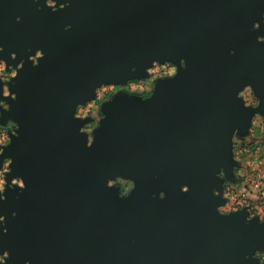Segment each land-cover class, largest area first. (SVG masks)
<instances>
[{
  "label": "water",
  "instance_id": "obj_1",
  "mask_svg": "<svg viewBox=\"0 0 264 264\" xmlns=\"http://www.w3.org/2000/svg\"><path fill=\"white\" fill-rule=\"evenodd\" d=\"M263 16L264 0H0L17 71L0 79V264H260L264 221L222 215L215 190L253 114L239 92L264 113ZM165 63L178 74L150 97L102 106L89 147L77 109Z\"/></svg>",
  "mask_w": 264,
  "mask_h": 264
},
{
  "label": "crops",
  "instance_id": "obj_2",
  "mask_svg": "<svg viewBox=\"0 0 264 264\" xmlns=\"http://www.w3.org/2000/svg\"><path fill=\"white\" fill-rule=\"evenodd\" d=\"M161 65H168V67L162 72L154 74V64L148 70V77L144 80L131 81L126 86H102L96 91V97L93 101L77 109L76 118L89 121L81 130V133H84L87 137L89 147L94 141L96 129L104 119L101 109L105 103L117 95L141 99L148 98L154 92L158 82L173 79L177 76L178 68L175 65L171 63ZM5 95L7 94L5 93ZM238 97L253 114L245 135L239 136L236 132L233 136L231 156L234 166L232 170L227 172V176H225L224 170L219 173V177L223 179V184L220 190H215V195L219 196L224 203L218 208V211L222 215L245 211L249 220L258 218L260 221H264V166L258 164V159L253 154H241L242 143H252L258 146L257 152L264 154V113L260 110L259 97L250 86L240 91ZM117 180L116 183L119 182L120 184L123 181V179ZM113 182L115 181L109 182L108 186L120 188L113 185ZM0 190H3V188ZM255 256L260 259L264 256V252L257 253ZM0 261H3L1 256Z\"/></svg>",
  "mask_w": 264,
  "mask_h": 264
},
{
  "label": "rangeland",
  "instance_id": "obj_3",
  "mask_svg": "<svg viewBox=\"0 0 264 264\" xmlns=\"http://www.w3.org/2000/svg\"><path fill=\"white\" fill-rule=\"evenodd\" d=\"M46 5L48 7H50L52 10H57V9L61 8V7H57L56 4L54 2H52V1H47ZM41 57H42V54L40 52H37L30 59L34 62V64H36L38 59L41 58ZM20 66L21 65H19V67ZM16 74H17L16 69H14L13 67H7L6 64L3 61H0V79H1L2 83L10 82L14 77H16ZM4 89H5L4 93L7 94V90H6L5 86H4ZM8 142H9L8 131L4 130V129H1L0 130V146H5L6 145L5 143H8ZM0 152H1V150H0ZM6 163H8V165H9V161H7ZM8 165L6 167L7 171L9 170L8 169ZM117 181H121V180H117ZM13 183L17 184V185H22L19 180H14ZM113 185H116V186L120 187L118 189H119V192H122V193H120V195L122 197L125 196V195H128L133 189V183L130 182V181H127V180H123L121 182V184L119 182L116 183V181H115V182H113Z\"/></svg>",
  "mask_w": 264,
  "mask_h": 264
},
{
  "label": "built area",
  "instance_id": "obj_4",
  "mask_svg": "<svg viewBox=\"0 0 264 264\" xmlns=\"http://www.w3.org/2000/svg\"><path fill=\"white\" fill-rule=\"evenodd\" d=\"M166 67H168V65H161V64H155L154 69H153V73H159L162 72L163 70L166 69ZM242 152L241 154H253L257 159H258V164L260 166H264V154H260V152L258 151V146L253 145L252 143H242ZM8 163H5L3 166L2 171H0V189L4 188L5 185V180H4V173L7 172V167ZM260 264H264V256L260 257Z\"/></svg>",
  "mask_w": 264,
  "mask_h": 264
}]
</instances>
